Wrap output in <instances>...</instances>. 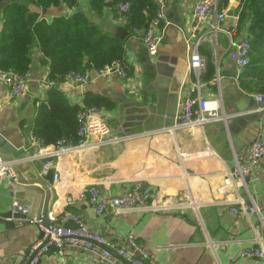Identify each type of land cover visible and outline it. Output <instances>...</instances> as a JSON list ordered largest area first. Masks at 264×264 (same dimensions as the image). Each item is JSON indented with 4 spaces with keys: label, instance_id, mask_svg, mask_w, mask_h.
<instances>
[{
    "label": "crops",
    "instance_id": "1",
    "mask_svg": "<svg viewBox=\"0 0 264 264\" xmlns=\"http://www.w3.org/2000/svg\"><path fill=\"white\" fill-rule=\"evenodd\" d=\"M199 1L157 0L165 20L156 34L164 35V40L158 55L151 57L140 36L131 30L126 13L118 14L111 5L102 15H96L89 7V0H79L75 9L63 4L42 9L26 0H0L1 15L6 5L17 3L49 23L59 16L83 12L103 33L123 42L122 61L128 73L127 80H122L115 75L98 78L96 72L89 71L93 79L88 85L70 86L63 82L49 87V64L39 47H35L31 65L33 81L28 91L10 98L0 84V132L15 149L24 150L27 163L20 172L29 180L42 172L45 162L29 157H34L38 148L31 139L37 109L49 91L56 88L70 105L80 108L85 107L86 101H105L98 109L113 133L143 135L106 145L102 137L91 136L87 148L54 158L55 203L49 216L59 217L63 212L82 215L92 232L109 241L113 252L126 246L128 237L133 236L156 263L264 264L240 257L242 249L264 246V158L249 178L247 190L235 187L220 194L236 160L245 162L251 143L264 139V96L259 103L257 98L262 95L241 88L242 70L235 63L237 43L250 37L249 23L239 28V20L228 16L221 25L217 48L210 39L200 47L207 64L208 58L214 64L211 80H204L207 67L200 76L201 96L209 102L218 101L222 120L204 128L174 130L181 99L188 95L192 81L196 80L189 73L185 37ZM239 9L240 6L233 9V16L239 15ZM217 75L219 85L213 82ZM182 153L192 156L182 159ZM138 183L152 190L156 202L166 201L177 205L178 210L118 216L110 212L98 218L87 201L79 200V195L91 185H97L103 195L109 196ZM247 192L254 199L258 214L233 213L228 203L233 204L238 197L246 198ZM14 202L25 207L27 218H31L38 214L40 196L26 190L0 189V264L27 261L31 245L39 239L37 227L27 220L5 218L12 212ZM41 264L110 263L97 253L66 248L61 252L53 249Z\"/></svg>",
    "mask_w": 264,
    "mask_h": 264
},
{
    "label": "built area",
    "instance_id": "2",
    "mask_svg": "<svg viewBox=\"0 0 264 264\" xmlns=\"http://www.w3.org/2000/svg\"><path fill=\"white\" fill-rule=\"evenodd\" d=\"M219 0H202L199 1L192 13V24L189 32L185 37V43L188 49L189 73L196 78L188 92V95L182 97L179 105V113L177 116L174 130H194L204 128L206 125L222 120L219 114L218 101L209 102L201 96L202 82L200 76L205 72L207 60L200 54L201 45L208 41L212 43L214 48L218 45V34L222 31L221 25L229 18L228 13H232L235 20H239L238 16H233V9L239 8L241 0H230L226 10H218ZM129 4H120L117 7L118 14L127 13ZM240 10V9H239ZM165 20L163 11L157 13L156 18L150 23L147 29L143 31L134 30L141 38L142 45L151 57L158 55L164 35L156 34V29L161 22ZM235 63L239 70H243L250 63V37H244L237 45ZM118 76L122 80H127L128 73L123 61H114L104 66L96 73L98 78H110ZM93 79V75L86 71L84 73H70L64 79V84L70 86L88 85ZM33 81L32 71L19 73L14 70L3 71L0 69V84L5 87L6 94L10 98H17L24 95ZM219 85L220 77L217 75L213 81ZM55 82H48L49 87H54ZM258 102L263 101V96H258ZM79 128L77 132L78 142L72 143L65 139L58 140L55 144L49 146H41L40 142L32 136V142L37 145L34 157L31 160H45L42 172L54 168L53 159L59 158L64 154H70L81 151L89 146L88 140L91 136H99L103 138V144H117L132 140L143 134H128L119 136L113 133L109 123L96 107H83L78 115ZM192 155L182 153L181 157L188 158ZM34 158V159H33ZM264 158V139H259L251 143L248 148L247 160L241 162L236 160V165L232 171L228 173L220 194H225L228 189L243 188L247 190V182L249 178L260 168ZM57 179V176L55 177ZM7 188L13 192L18 187V178L8 163L0 162V189ZM70 200V199H69ZM79 200L87 201L94 210L96 217L100 218L106 213H114L116 216L129 213H166L177 211L179 207L168 202H156L154 193L150 188L138 183L126 189L117 195H103L97 185H91L85 192L79 195ZM71 201V200H70ZM226 204L228 202H221ZM229 209L240 216L257 215L258 209L254 203V199L248 194L245 197L235 199ZM12 215H24L29 224L34 225L38 229L39 239L34 242L28 253L27 261L21 264H41L42 259L53 249L60 252L66 248H76L85 252L97 253L110 264H161L156 263L139 245L137 239L129 236L126 246L117 247L114 250L115 255L110 252L109 241L98 233H94L87 226L82 215L73 214L71 212H63L61 216L50 215L49 227L45 228L41 220L37 216L27 218L28 210L19 203L14 202L12 206ZM71 221L76 224V228L69 229L65 223ZM240 257L246 260L261 261L264 263V246L253 245L240 251Z\"/></svg>",
    "mask_w": 264,
    "mask_h": 264
},
{
    "label": "trees",
    "instance_id": "3",
    "mask_svg": "<svg viewBox=\"0 0 264 264\" xmlns=\"http://www.w3.org/2000/svg\"><path fill=\"white\" fill-rule=\"evenodd\" d=\"M26 1L42 9L60 4L75 9L79 5V0ZM229 3L230 0H219L218 10H226ZM109 4L117 13L118 5L129 4L126 18L131 30L147 29L160 11L157 0H89V7L96 15H102ZM3 15L0 34V69L3 71H30L33 49L39 47L49 64L48 79L61 84L70 73H97L114 61H122L125 56L123 42L103 33L81 11L70 17H56L49 23L41 21L39 14L27 7L13 3L3 8ZM247 23L250 63L242 70L239 84L248 93L264 96V0H241L239 28ZM208 59L204 73L206 81L212 79L214 71V64ZM87 63L91 64L90 69ZM103 102L86 101L85 107L101 108ZM81 109L70 105L56 88L51 89L37 109L33 136L41 146L53 145L61 139L77 143V115Z\"/></svg>",
    "mask_w": 264,
    "mask_h": 264
},
{
    "label": "water",
    "instance_id": "4",
    "mask_svg": "<svg viewBox=\"0 0 264 264\" xmlns=\"http://www.w3.org/2000/svg\"><path fill=\"white\" fill-rule=\"evenodd\" d=\"M202 1V0H201ZM110 5V4H109ZM228 16L231 17L232 13L229 12ZM3 15L0 14V26H2ZM87 68H90V64L86 65ZM24 150L23 149H15L11 143H9L0 132V161L3 163H8L11 165V168L14 170L17 178H18V187L19 190H26L30 191L31 193H36L40 196L39 202V210L37 217L41 220L42 225L45 228L49 227V214L53 210V206L55 203V196H54V179L56 175V171L52 168L47 170L46 173L41 172L40 174L36 173L33 177L29 180L23 178L22 167L24 166L26 157H24ZM57 216V215H56ZM7 220H16L22 219L20 215H12L9 213L6 217ZM25 218V217H24ZM65 226L69 229L76 228V224L68 221L65 223ZM114 255L115 253L109 249Z\"/></svg>",
    "mask_w": 264,
    "mask_h": 264
}]
</instances>
